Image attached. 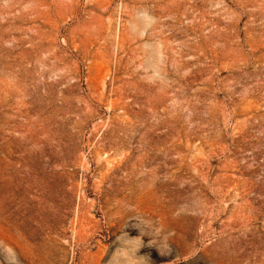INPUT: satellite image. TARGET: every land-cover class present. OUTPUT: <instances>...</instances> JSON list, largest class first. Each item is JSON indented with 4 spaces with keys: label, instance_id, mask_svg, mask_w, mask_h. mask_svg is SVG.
<instances>
[{
    "label": "rangeland",
    "instance_id": "374dc122",
    "mask_svg": "<svg viewBox=\"0 0 264 264\" xmlns=\"http://www.w3.org/2000/svg\"><path fill=\"white\" fill-rule=\"evenodd\" d=\"M0 264H264V0H0Z\"/></svg>",
    "mask_w": 264,
    "mask_h": 264
}]
</instances>
